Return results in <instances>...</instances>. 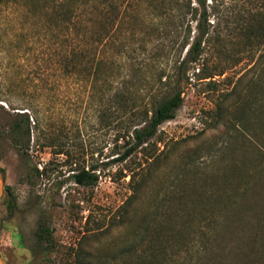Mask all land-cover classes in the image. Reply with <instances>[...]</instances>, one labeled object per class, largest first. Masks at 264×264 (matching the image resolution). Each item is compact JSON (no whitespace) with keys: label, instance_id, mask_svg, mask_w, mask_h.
I'll list each match as a JSON object with an SVG mask.
<instances>
[{"label":"rangeland","instance_id":"1","mask_svg":"<svg viewBox=\"0 0 264 264\" xmlns=\"http://www.w3.org/2000/svg\"><path fill=\"white\" fill-rule=\"evenodd\" d=\"M9 5H0V253L6 264H141L140 255L174 232L188 240L184 264H264V63L256 64L264 47L250 54L239 32L224 28L225 42L207 43L199 61L181 66L168 37L163 50L153 40L148 48L161 51L151 69L152 91L161 96L175 86L184 102L160 126L153 163L141 151L107 166L114 151L131 146L128 137L116 141L131 124L126 116L112 124L113 91L105 81L64 77L58 30L32 24ZM143 7L125 13L121 37L141 59L150 57L140 41L151 31L147 23L177 15L156 17L146 2ZM131 22L139 39H132ZM191 22L194 37L197 22ZM175 27L167 26L181 37L187 32V25ZM107 52L114 57V48ZM131 61L124 56L122 63ZM148 92H139L138 104L144 96L147 104ZM24 111L30 140L17 115ZM16 122L18 146L11 133ZM53 138L57 146L48 145ZM60 148L68 152L58 154ZM91 165H99L97 184L78 185L74 171ZM44 228L51 244L40 237ZM170 256L173 264L178 255Z\"/></svg>","mask_w":264,"mask_h":264},{"label":"trees","instance_id":"2","mask_svg":"<svg viewBox=\"0 0 264 264\" xmlns=\"http://www.w3.org/2000/svg\"><path fill=\"white\" fill-rule=\"evenodd\" d=\"M124 2H127L124 5ZM147 3V9H151L156 17L163 18L165 14L177 11V15L169 16V21L148 22L146 28L151 29L140 41L144 49L149 51L150 57L141 59L138 48L126 47L122 40V21L126 14L133 15L134 11L143 10V3ZM16 6V10H23L29 15L30 22L37 24L42 22L47 28L58 30L59 50L58 62L61 73L64 77L75 78L83 75L92 78L93 81H105L107 89L113 91L109 99V115L112 124L121 117L126 116V125L131 124V130L126 133H118L119 137H128L127 142L131 144L125 151L117 149L112 154V158L106 161L105 165L112 163H123L139 152H144L150 164L156 159L152 153L153 141L158 136L160 126L176 116L177 110L182 106L184 97L181 90L172 87L164 95L153 93L156 83L151 74L154 66V58L159 56V51L165 49L166 45L161 41L168 37L169 45L178 47L180 65L193 63L200 60L204 47L207 43L215 40L225 42L222 32L226 28L229 35L239 32L243 38L244 48L250 53H256L264 47V0H0L1 4ZM9 5V6H10ZM11 6V7H12ZM201 7L200 17L199 9ZM129 12V13H128ZM191 15L192 20H196L198 34L192 36V20L186 21V16ZM210 15H215L216 21H209ZM174 25L176 28L187 25V32L181 37L180 33L168 30L167 26ZM132 39L138 38L133 22L130 23ZM216 30V34H212ZM153 40H160L156 46L161 50L154 51L148 48L154 44ZM118 41V42H117ZM108 47L114 48V57L108 55ZM188 47L183 56L185 48ZM124 56L131 59V66L126 67L122 60ZM264 63V50L259 54L256 64ZM111 64V65H110ZM109 65V66H108ZM159 80L164 85L170 86L171 78L163 75ZM173 86V85H172ZM147 89L149 101L143 97L142 103L138 104V94L141 90ZM144 95V94H142ZM17 109V108H14ZM25 121L27 126L28 140H30L31 121L29 113L17 112ZM20 125L18 122L12 128V136L15 146H18ZM56 138L49 142V146H57ZM68 152L64 149H57V153ZM99 165H91L88 169L83 167L74 171L73 177L78 185L93 186L97 184L99 176L97 170ZM0 170H3L0 167ZM38 172H40L37 169ZM132 198H137L136 193ZM127 213V212H126ZM174 232L165 239L164 243L158 244L153 251H147L140 255L141 264H170V255L177 256L173 264H184L181 259V251L186 249L188 240L185 236H179ZM40 237L51 244V232L44 228ZM178 241V242H177ZM178 245V246H177ZM168 247L177 251H167ZM78 257L80 251H77ZM81 257V256H80ZM78 264H81L78 262ZM194 264H201V260H195Z\"/></svg>","mask_w":264,"mask_h":264},{"label":"water","instance_id":"3","mask_svg":"<svg viewBox=\"0 0 264 264\" xmlns=\"http://www.w3.org/2000/svg\"><path fill=\"white\" fill-rule=\"evenodd\" d=\"M3 194H4V178L0 172V201L2 199ZM0 264H6L1 253H0Z\"/></svg>","mask_w":264,"mask_h":264}]
</instances>
